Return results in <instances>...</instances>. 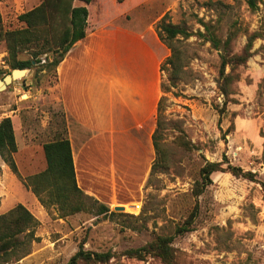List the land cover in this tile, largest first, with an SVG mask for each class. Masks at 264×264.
Returning a JSON list of instances; mask_svg holds the SVG:
<instances>
[{
  "label": "rangeland",
  "instance_id": "1",
  "mask_svg": "<svg viewBox=\"0 0 264 264\" xmlns=\"http://www.w3.org/2000/svg\"><path fill=\"white\" fill-rule=\"evenodd\" d=\"M262 1L251 12L243 0H130V7L117 8L114 0H103L100 10L108 16L130 11V25L135 30L147 25L155 30L167 15L166 24L189 34L172 42L180 53V68L176 73L168 66L160 71L163 89L158 134L165 166L149 172L140 191L117 194L107 205L117 215H97V204L87 200L86 210L60 218L55 208L45 210L11 172L3 175L0 158V215L21 204L38 223L30 231L31 238L12 256H0V264H66L80 246L87 252L111 255L109 261L94 264H163L151 253H144L141 259L127 253L165 236L173 237L171 248L177 264H264ZM98 3L100 0H96L95 10ZM25 12L16 11L13 0H0L1 31L23 28L18 17ZM199 21L211 23L223 39L236 24L232 43L236 55L250 34L260 35L244 63L225 67L223 74L231 79L224 94L220 53L199 37L198 32H203ZM160 43L168 57L169 49ZM30 53H19L15 61L31 60ZM11 63L1 42L0 79L11 72ZM45 63L44 56L40 63L32 62L23 76L0 92V119L12 121L19 147L15 162L23 177L45 168L43 144L66 138L61 106L47 101L56 70ZM206 162L220 163L221 171L212 173L210 184L195 196ZM228 166L250 176L236 177L226 170ZM134 169L128 173L133 175ZM195 205L197 215L190 230L175 234Z\"/></svg>",
  "mask_w": 264,
  "mask_h": 264
},
{
  "label": "crops",
  "instance_id": "2",
  "mask_svg": "<svg viewBox=\"0 0 264 264\" xmlns=\"http://www.w3.org/2000/svg\"><path fill=\"white\" fill-rule=\"evenodd\" d=\"M114 1L116 8L130 5V0ZM13 2L22 13L40 0ZM95 2H73L87 8L88 32L57 66L47 101H56L63 110L78 188L107 206L119 193L140 191L150 172L162 94L160 65L167 53L155 30L148 25L135 30L130 25V11L108 16L100 10L103 0L98 10ZM15 142L14 161L19 152L16 137ZM134 166L133 175L129 174ZM1 171L11 172L4 163Z\"/></svg>",
  "mask_w": 264,
  "mask_h": 264
},
{
  "label": "trees",
  "instance_id": "3",
  "mask_svg": "<svg viewBox=\"0 0 264 264\" xmlns=\"http://www.w3.org/2000/svg\"><path fill=\"white\" fill-rule=\"evenodd\" d=\"M76 0H41L40 4L23 13L18 20L23 28L2 32L0 29V43L3 42L9 57L13 60L11 69H29L32 62L40 63V57L44 56L46 63L55 71L59 63L64 59L70 48L87 35L88 10L85 6H73ZM88 5L92 0H77ZM247 9L251 12L258 9L262 0H243ZM121 3L123 0H116ZM167 15L156 24L155 33L170 51V55L160 65V71L165 67H171L172 71L180 68V53L172 45L176 37L187 38L189 34L178 27L165 23ZM203 32H198L205 42L220 53V75L224 80L221 90L227 92L230 75H224L226 66H237L246 61L250 56L249 50L252 42L260 35L253 32L247 37L242 52L233 54L232 43L236 38L238 29L233 24L223 38L217 36L216 28L211 23L199 21ZM24 51H30L31 60L15 61L16 56ZM49 56L52 59L49 61ZM45 63V64H46ZM10 73V72H9ZM5 73V75L9 74ZM161 86V90H162ZM160 98L157 108V128L152 136L154 148V160L150 167V173L157 168L165 166L162 148L159 146L161 136L158 134L160 128L159 112ZM66 132V131H65ZM45 160V168L35 174L21 176L18 172L13 155L17 151L14 129L9 117L0 120V158L9 168L17 180L30 191L38 203L45 209L55 208L60 218L68 217L86 210V201L97 204V215H117L110 212L108 206L85 195L77 186L73 169L71 148L67 138H59L47 142L42 146ZM236 177H247L239 168L228 166L227 169ZM221 171L220 163H209L200 170L201 186L195 193L198 196L202 190L210 184L212 173ZM264 188V186H263ZM197 215V205L184 221L175 229V234H183L190 230ZM37 220L21 204L15 205L6 213L0 215V256L8 259L24 244L25 239L31 238L30 232L36 225ZM173 237H156L152 242L142 249L129 251V256L141 259L144 253L157 256L163 264H177L174 260L171 243ZM109 253H91L84 251L82 246L68 260L66 264H94L109 261Z\"/></svg>",
  "mask_w": 264,
  "mask_h": 264
},
{
  "label": "water",
  "instance_id": "4",
  "mask_svg": "<svg viewBox=\"0 0 264 264\" xmlns=\"http://www.w3.org/2000/svg\"><path fill=\"white\" fill-rule=\"evenodd\" d=\"M26 69H13L11 72L0 79V92L5 90L8 85L17 79V77L23 76L26 73ZM116 211H123V207H116Z\"/></svg>",
  "mask_w": 264,
  "mask_h": 264
}]
</instances>
